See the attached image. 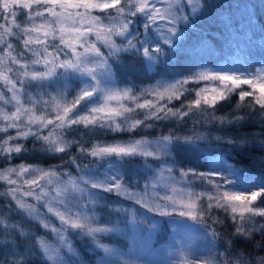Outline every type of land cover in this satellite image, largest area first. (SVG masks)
Here are the masks:
<instances>
[{
	"label": "snow or ice",
	"instance_id": "1",
	"mask_svg": "<svg viewBox=\"0 0 264 264\" xmlns=\"http://www.w3.org/2000/svg\"><path fill=\"white\" fill-rule=\"evenodd\" d=\"M213 7L212 0H0V264H86L78 239L94 264H141L137 237L151 242L162 224L173 233L159 250L165 264H264V256L236 250L256 236L264 250V173L219 156L208 159V171L180 166L202 145L227 146L253 162L248 150L259 148L264 165V23L255 6H244L245 26L250 41L259 37V67H247L245 57L240 66L210 68L195 61L194 47L186 74L170 62L201 20L223 28L218 38L240 34L238 22L214 18ZM122 56L139 63L124 65ZM141 69L160 79L138 92L132 81L120 86L118 76ZM233 96L234 106L217 115ZM158 124L174 127L152 138L82 142ZM250 124L259 131L239 132ZM21 156L61 163H12ZM186 221L200 226L202 255ZM128 232L127 251L103 242Z\"/></svg>",
	"mask_w": 264,
	"mask_h": 264
},
{
	"label": "trees",
	"instance_id": "2",
	"mask_svg": "<svg viewBox=\"0 0 264 264\" xmlns=\"http://www.w3.org/2000/svg\"><path fill=\"white\" fill-rule=\"evenodd\" d=\"M212 2L214 5L212 10L213 17L216 19H226L229 15H231L234 20L238 22L240 34L238 36L228 37L227 39L224 37L218 38L217 34L223 31L222 27H217L215 25L210 26V23L205 20L199 21L195 26L194 30L189 29L187 39L183 48L176 53L175 57H172L170 59V62L172 64H175L177 67L176 75L186 74V69L190 67L193 63V57L191 55V49H193V47L196 50L195 61L203 62L210 68L216 66V64L225 62H227L229 66H240V60L244 59L245 57H248V59L251 61V63H248L246 65L247 67H259V64L256 63V61L262 58L261 50L258 47L259 37H253L252 41H250L248 29L246 28L245 24L246 11L251 10L253 6H255L254 16L258 18L261 23H264V0H212ZM245 5L248 6L247 10L244 7ZM201 41L203 42L201 43ZM121 60L124 65H132L139 63L136 58L131 56H122ZM118 79L120 80L121 87L125 86L128 81L134 82L137 86L136 91L138 92L141 87L155 83L157 79H160V76L153 75L151 73L145 75L143 70L141 69L138 74H133V72L130 70L127 75V79H125L124 76H118ZM165 79H172V75H166ZM74 86L75 85H73V87ZM189 87H195V85H189ZM237 99V96H233L232 103L225 105L223 108H221V111L218 112L217 115L229 111L234 106L235 101ZM173 105L178 107L179 102L173 101ZM172 127H174V125L172 124H158L155 128L140 129L137 130L135 133H112L101 131L97 132L96 134L84 136L82 142L87 143L89 141L95 140H101L106 142L126 141L130 138H140V136L142 135H146L149 138H152L162 133H167L169 128ZM187 127H191V124L187 125ZM228 131L232 133L236 132L235 129H229ZM254 131H259V128L254 124H250L239 130V132L243 133H251ZM74 135H76V133H69V138H72V136ZM29 147H31L30 143ZM202 148H204V151H196L193 153H189L183 159V162L180 166L185 168L196 167L199 171H208V159L211 156H219L226 159L229 164L255 173L257 177H259L261 173H264V165L260 164L258 159L262 155L261 150L259 148L248 150L251 152L252 157L257 158L254 162L252 159L240 155L236 149H230L227 146H215L212 148H208L207 146L202 145ZM75 151V148H73L70 154H75ZM22 161L27 163H39L43 167L61 163L60 157L43 158L40 156H21L19 158L14 159L12 163L19 164ZM83 163H87V159H85ZM140 163V160H136L134 162V165L137 169L139 168ZM71 170L75 172V169ZM140 183L143 184L142 177L140 178ZM197 187H199V182H197ZM3 190L4 186L0 184V191ZM109 199L113 201L116 200L115 197H109ZM2 203L3 201L0 200V204ZM98 212L103 218H107L108 213L106 209H98ZM219 214L221 216L223 215V213ZM155 219L160 218L155 217ZM56 223L58 224V221ZM193 225L196 226V228L198 229L200 228L199 225ZM33 228L37 233L43 234V230L35 228L34 226ZM169 230L170 229L167 227V225L162 224L161 231L157 235H155L151 241L153 250L157 247H166L165 245L169 240ZM127 234L128 233H126V235L113 234L109 237H105L103 239V242L111 246L121 248L123 251H126L125 249L127 247ZM261 239L262 238L260 236H256L251 241H237L236 250L241 252L243 255L251 254L254 258L264 256V250L258 247V245H260ZM203 242L205 246L206 242ZM74 243L76 248L79 250L80 254L83 256V259L86 264H94L95 257L89 254V244L86 241L79 239L75 240ZM157 250H160V248ZM141 264H144L143 259H141Z\"/></svg>",
	"mask_w": 264,
	"mask_h": 264
},
{
	"label": "rangeland",
	"instance_id": "3",
	"mask_svg": "<svg viewBox=\"0 0 264 264\" xmlns=\"http://www.w3.org/2000/svg\"><path fill=\"white\" fill-rule=\"evenodd\" d=\"M218 65L219 64H216V66L211 67V68H215ZM161 191H163V190L161 189ZM186 223L192 225V228L188 230L191 232V235L194 238L198 237L200 235L198 228H196V226H194L191 221H186ZM167 227L170 229L169 234H168V239H169L168 241L169 242L167 241V244L165 246H167L172 241V238H173V233L171 231V225H167ZM132 243H133V234L131 232H128V234H127V247L125 249L126 251L131 247ZM193 246L195 249H197V255L203 254L204 242L202 240H200L198 238L194 239ZM136 248H137V253L140 255L141 259H143L144 264H165V262L169 259V256L167 255L166 252H161V251L157 250L159 248L162 249L163 247L162 248L157 247L156 249L153 250L151 242H146L145 236H138L137 237ZM119 249H121V248H119Z\"/></svg>",
	"mask_w": 264,
	"mask_h": 264
}]
</instances>
